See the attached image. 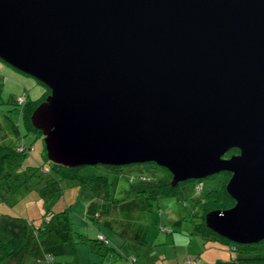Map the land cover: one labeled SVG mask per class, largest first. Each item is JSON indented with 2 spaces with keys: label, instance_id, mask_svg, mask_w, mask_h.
Here are the masks:
<instances>
[{
  "label": "water",
  "instance_id": "obj_1",
  "mask_svg": "<svg viewBox=\"0 0 264 264\" xmlns=\"http://www.w3.org/2000/svg\"><path fill=\"white\" fill-rule=\"evenodd\" d=\"M0 59L50 88L30 120L51 162L230 172L205 224L264 240V0H0Z\"/></svg>",
  "mask_w": 264,
  "mask_h": 264
},
{
  "label": "rangeland",
  "instance_id": "obj_2",
  "mask_svg": "<svg viewBox=\"0 0 264 264\" xmlns=\"http://www.w3.org/2000/svg\"><path fill=\"white\" fill-rule=\"evenodd\" d=\"M0 63L2 64L0 67H4V71L1 72L5 84L2 92L4 99L14 98L23 88L28 90L29 99L31 100H36L43 94L45 87L37 82L34 77L17 71L9 64L7 65L1 61ZM2 109L8 110V113L5 114L8 115L10 121L17 123L21 120L17 106L14 103L0 104V110ZM1 123L3 127L8 128L6 126L8 125V120L3 121L1 119ZM20 126L25 135L26 142L33 144V149L25 162L40 167L41 172L48 170L49 161L44 150V137L40 135L34 138V134H27L25 132L22 122H20ZM11 136L10 134L9 138ZM8 141L11 140H5V142ZM11 142H14V140ZM19 142L23 141L19 140ZM16 150H20V148L17 147ZM77 171L83 177L68 180L62 179L57 174L61 187L60 190H58L59 184H53V180L47 185L43 182L39 187L35 186L34 183L41 176H47L38 170L35 173L39 176L36 177V180L35 177H32L31 181H28V185L21 187L16 183V189L4 198L5 201L0 202V225L3 220L8 219L6 218L7 216H14L19 218L18 220L14 219V221L20 228H23L24 231L26 229L31 231V226H27L30 224L25 223L24 227L22 224L24 220L28 222L31 220L34 225L39 223L41 217L36 207H38L37 198H40L39 195L42 194L44 200L49 199V204H53L52 208L55 211L63 206H71L69 213L71 227L73 230L81 232L91 239L88 240L91 244L94 242L96 230L99 228L106 231L109 237H115L119 241L122 240L124 242L127 240L124 247L127 248L130 254L133 252L136 255L139 251H142L143 246H140V244L149 248L165 243L171 244V240L167 241L166 237L168 233H174L175 245L182 246L181 254H179L180 260L190 258L192 264H214L227 262L229 259L237 256L238 251L230 249L233 248L232 245L229 246L217 241H206L200 234L201 232L196 228V225L201 223L204 207L203 199H205L211 189L219 186L223 179L222 173L208 178L197 179L202 184L201 191L194 188L196 182L184 181L180 182L176 187L175 193L173 191L172 194L165 195L154 184L156 180L166 176L167 171L152 162L122 165L120 168L115 169L106 168L104 165H84L80 166ZM41 180L47 181L46 177ZM139 184L147 186L149 191L146 190L142 193L133 192ZM93 195L98 197L96 199H89ZM114 198H117L118 201H113L112 199ZM110 199L113 202H108ZM134 199L137 202H141L139 203L141 209L124 208L112 215V209L123 208L127 202L132 205L133 202L129 201ZM92 202L98 211H101L100 205L102 203L109 207L108 211L111 210L109 217L115 216V218H111L113 221L110 220L112 228L104 227L103 223H101L103 217H108V214L105 212H103L101 219H96L97 225L100 224L99 227L93 224L95 222L89 215H86L87 207ZM3 214L7 216H2ZM86 216L87 220H85ZM125 218L129 220L128 226L125 227L129 228L130 232L123 235L120 232L121 228H123L120 222L125 223ZM234 245H237V243H234ZM70 257L72 258L71 255ZM28 259L33 260V256H27L26 260ZM132 259L131 257V263L133 262ZM119 261L120 259L116 262Z\"/></svg>",
  "mask_w": 264,
  "mask_h": 264
},
{
  "label": "trees",
  "instance_id": "obj_3",
  "mask_svg": "<svg viewBox=\"0 0 264 264\" xmlns=\"http://www.w3.org/2000/svg\"><path fill=\"white\" fill-rule=\"evenodd\" d=\"M2 63L7 64L3 60L0 59ZM1 64V63H0ZM2 65V64H1ZM8 65V64H7ZM15 69V68H14ZM17 70V69H16ZM19 71V70H17ZM21 72V71H19ZM23 73V72H21ZM25 74V73H23ZM28 75V74H26ZM30 76V75H29ZM2 77V78H1ZM36 79V78H35ZM37 82L41 83L45 87V91L43 94L36 100L29 99V92L27 89L23 88V90L12 99V97L5 99L2 96L3 87L5 86L3 82V76H0V104L3 102L5 103H14L15 106H17V109L19 111V117L20 121L17 123L10 121L8 118V115L5 113H8V110H0V137L3 136V131L7 130L10 133H12V139L10 138H2L0 139V202L5 201V197L8 194H11L15 189L16 185L23 187V185H28V181L30 182L32 177H36L39 175H36V170H38L40 173H44L47 181H43L41 179H44L45 177L41 176L34 184L35 186L39 187L43 182L46 185L50 183L53 180V184H59V178H57V174L62 179H68V180H74L80 177H83L78 174V168L79 167H65L60 164H56L49 161V168L46 171L41 172V168L34 165H26L25 166V160L30 155L33 144L29 143H23L19 142V138L22 140H26L24 137L25 135L22 132L20 122H22V126L25 129V132L27 134H34L35 137H39L40 135L43 137L42 132L35 128L30 120V116L34 108L42 102L46 96L50 93V88L46 86L43 82L36 79ZM19 95L24 96V100L19 103L17 100V97ZM14 109V108H13ZM10 110H12L10 108ZM6 111V112H5ZM1 119L3 121L8 120V128L3 127L1 123ZM12 125V128H11ZM14 135V136H13ZM5 140H14V142L8 141L5 142ZM45 146V145H44ZM19 147L20 150H16V148ZM45 150V147H44ZM46 151V150H45ZM239 152L238 149L233 148L229 150L225 156L229 154H234ZM27 163V162H26ZM154 163V162H152ZM155 164V163H154ZM99 166V165H94ZM106 168H120V166H111V165H104ZM161 167V166H160ZM164 168V167H163ZM167 171V175L160 178L159 180H156V183L154 186L157 189H161L162 193L165 195H170L175 193L176 187L180 184V182L172 186L171 185V173L164 168ZM211 177V176H208ZM206 177V178H208ZM222 180L219 186L211 189L205 199H203V212L201 215V223L196 225V228L201 232L200 234L206 241H217L224 244H228L229 246L232 245L233 248H230L232 250H237L238 254L235 258L229 259V261L224 262L227 264H250V263H256V264H263L264 263V240L259 241L257 243L253 244H237L234 245L233 242L229 241L228 239L220 236L213 230H211L207 225L205 224V215L207 212L214 210V209H227L234 205L235 201L231 198V196L226 191V184L228 182L229 173L224 172L222 173ZM186 181H194L196 183H200V180H186ZM198 181V182H197ZM184 182V181H183ZM17 183V184H16ZM202 186V184H201ZM195 188V185H194ZM60 184L59 189L60 190ZM149 191V188L147 186H144V184H139L133 192L142 193L144 191ZM202 187L200 190L201 191ZM161 193V194H162ZM40 198H37L38 200V207L37 211L40 212V220L38 224H35L29 220H24V223L22 226L24 227L25 223H28L31 226V231L27 232L24 231L23 228H20L14 221V219H19L18 217L14 216H7L6 214H3L2 216H7V220H3L0 225V264H7V263H13V264H22V261L25 257L32 255L34 256L35 260L39 263L45 262L46 264L58 263L55 258L60 255H71L72 257H75V247L78 244H85L84 242H87L89 239L85 234L81 232H77L73 230L71 227V221H70V208L71 206H63L59 210H56L52 208V205L49 204V199L45 198L47 200L43 199L42 194L39 195ZM98 196L93 195L89 199H96ZM105 197V196H104ZM42 199V201H40ZM113 201H118L117 198L112 199ZM111 199L108 202H113ZM44 201V205H43ZM129 202H135V203H141L137 202L136 199L131 200ZM54 203V202H53ZM128 203V202H127ZM140 205V204H139ZM93 202L88 206L89 210L94 207ZM104 210L101 209V215L99 214L98 210L95 209L92 210L91 216L89 217L95 222L94 225H97L98 222H96L97 218H102ZM108 212V211H107ZM108 214V213H107ZM1 216V218H2ZM98 216V217H97ZM100 218V219H101ZM104 218V217H103ZM32 219V218H31ZM99 219V220H100ZM85 220H87V217H85ZM128 221V219H127ZM102 223V220H101ZM98 227L100 226L97 225ZM104 227L112 228V224L110 225V222L105 224L103 223ZM123 232L126 231L127 227H124ZM129 230V228H127ZM3 230V231H1ZM102 229H97L96 231V238L93 239L95 241V244L104 245L105 247H108L110 245L109 238L102 233ZM4 232V233H3ZM26 232V233H25ZM30 233V234H29ZM98 235H103L107 242L102 241L98 238ZM30 237V238H28ZM133 264L136 261V257L133 256ZM190 258H185L183 264H191ZM214 264H222L220 262L214 263Z\"/></svg>",
  "mask_w": 264,
  "mask_h": 264
},
{
  "label": "crops",
  "instance_id": "obj_4",
  "mask_svg": "<svg viewBox=\"0 0 264 264\" xmlns=\"http://www.w3.org/2000/svg\"><path fill=\"white\" fill-rule=\"evenodd\" d=\"M2 71H4L3 66L0 67V76H3L1 73ZM4 88H5V86L2 89L4 90ZM12 99H14V98H12ZM2 104H6V103L3 102ZM11 128H12V125H11ZM2 134H3V136H1L0 139L9 138L10 134L12 135V133H10L7 130L3 131ZM19 139H20V141L22 140L21 138H19ZM22 141H23V143H27L25 139ZM26 165L28 166L30 164H27L25 162V166ZM139 206H140L139 203H135V202H133L132 205L126 203V205L123 208L118 207V208H114L115 210L112 209V211H113L112 215L116 214L117 211H121L124 208H126V209L140 208ZM100 208L102 210H104V212L106 214L108 213V217H104L102 219V223L107 224L110 222V220L113 221V219H111V218H115V216L109 217V212L111 211V210L108 211L109 207H107L104 203H102L100 205ZM92 210L93 211L95 210V206L92 207L91 210H89V207H87L86 215L91 216ZM98 212H99V214H97V215L100 216L101 211H98ZM124 221H125V223L120 222V224L124 225V227L128 226L127 223H129V220L127 221V218H125ZM101 231L110 240L111 244L108 245V247H105L104 245H102L100 247V245L95 244V241L92 244L87 241V242H84V243H86V245L85 244H79L75 247V257L71 258L70 255H60V256L55 258V260L58 263L52 262L51 264H133V263H131V257H133V256L136 257V261L134 264H182V262H184V260H185V259L184 260L179 259V257H180L179 254H181L182 246L175 245L176 243H175L174 233H172V234L168 233L167 237H166L167 241L169 239L171 240V244L165 243L163 245L152 246L150 248L140 244V246H143L142 251H139L135 255V254H133V252L130 254V252L127 251V248L124 247V244L126 243L127 240L125 242L122 240L119 241L115 237H109L107 235L106 231H104V230H101ZM123 231H124V229H121V231H120L123 235H126V234H128V232H130V230H128V229H126L125 232H123ZM95 238H96V236H95ZM147 248H149V249H147ZM187 251H189V249H187ZM118 259H120V261L116 262ZM7 264H13V263L10 262ZM22 264H46V263L45 262H42V263L37 262L33 256V260H31V259L26 260V257H25L24 260L22 261Z\"/></svg>",
  "mask_w": 264,
  "mask_h": 264
},
{
  "label": "built area",
  "instance_id": "obj_5",
  "mask_svg": "<svg viewBox=\"0 0 264 264\" xmlns=\"http://www.w3.org/2000/svg\"><path fill=\"white\" fill-rule=\"evenodd\" d=\"M17 100H18L19 103H21V102L24 100V96L19 95V96L17 97ZM201 187H202V186H201V183H196L195 188H196L197 190H200ZM98 238H99L100 240H102V241L107 242V239H106L103 235H98Z\"/></svg>",
  "mask_w": 264,
  "mask_h": 264
},
{
  "label": "flooded vegetation",
  "instance_id": "obj_6",
  "mask_svg": "<svg viewBox=\"0 0 264 264\" xmlns=\"http://www.w3.org/2000/svg\"><path fill=\"white\" fill-rule=\"evenodd\" d=\"M238 153V152H237ZM237 153H234V154H237ZM231 154H229V155H227V156H225V157H229ZM223 174H224V172H222ZM226 173H229V178L231 177V173L230 172H226ZM229 178H228V180H229Z\"/></svg>",
  "mask_w": 264,
  "mask_h": 264
},
{
  "label": "clouds",
  "instance_id": "obj_7",
  "mask_svg": "<svg viewBox=\"0 0 264 264\" xmlns=\"http://www.w3.org/2000/svg\"><path fill=\"white\" fill-rule=\"evenodd\" d=\"M196 184V183H195Z\"/></svg>",
  "mask_w": 264,
  "mask_h": 264
}]
</instances>
